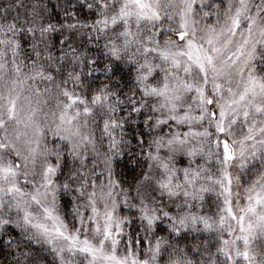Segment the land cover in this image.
I'll return each instance as SVG.
<instances>
[{"label":"snow or ice","instance_id":"1","mask_svg":"<svg viewBox=\"0 0 264 264\" xmlns=\"http://www.w3.org/2000/svg\"><path fill=\"white\" fill-rule=\"evenodd\" d=\"M0 264H264V0H0Z\"/></svg>","mask_w":264,"mask_h":264}]
</instances>
